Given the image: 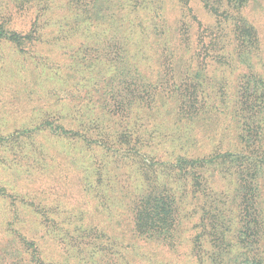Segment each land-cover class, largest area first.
I'll return each mask as SVG.
<instances>
[{
  "label": "rangeland",
  "instance_id": "obj_1",
  "mask_svg": "<svg viewBox=\"0 0 264 264\" xmlns=\"http://www.w3.org/2000/svg\"><path fill=\"white\" fill-rule=\"evenodd\" d=\"M119 1L118 14L127 18L131 63L157 86L159 95L153 112L136 109L128 123L140 131L134 137L150 144L144 146L141 160L146 164L153 157L173 161L179 155L198 157L214 150L247 154L239 141L242 131L234 123L236 99H231L252 70L236 58L237 42L230 29L218 34L222 44L213 49L207 38L203 40L204 28L214 24L206 8L214 0ZM150 2L159 8L149 10ZM223 6L225 11L234 10L228 0ZM234 11L258 33L253 70L264 79V0H248L241 11ZM75 16L69 0H0V19L10 30L23 35L38 32L36 40L22 46L0 40V189L6 195L0 198V264H11L7 253L20 251L18 235L34 244L23 257L32 261L34 254L39 263L29 264H196L192 248L201 232L200 212L209 207L203 199L193 200L190 194L180 199L182 225L176 231L175 250L135 230L134 208L140 195L155 187L161 191L166 185L180 193L183 172L170 180L163 174L166 171L153 174L134 154L123 159L115 149L85 150L53 135L59 116H67V128L78 127L76 111L85 110L89 97L97 100V89L105 85L102 75V80L91 79L101 71L100 62L83 50L84 45L98 44L93 36L102 28L90 33L82 23L85 17ZM177 32H182L183 41ZM177 43L188 44L194 51H182L179 61ZM193 53L198 58L190 59ZM230 53L231 66L217 63L216 57H230ZM191 93L196 96L199 117L180 119L179 100L189 110L181 99ZM104 112H96L95 117L105 118L107 133L127 131L125 124L117 125L124 118L111 121ZM136 122L139 129L134 127ZM111 137L109 141L116 138ZM220 164L222 160L216 163ZM215 167L207 170L208 179ZM177 180L181 184L175 185ZM229 187L223 180L212 186L219 196ZM155 236L152 239L157 240ZM210 241L206 238L205 249L216 252ZM233 245L243 250L235 240Z\"/></svg>",
  "mask_w": 264,
  "mask_h": 264
},
{
  "label": "trees",
  "instance_id": "obj_2",
  "mask_svg": "<svg viewBox=\"0 0 264 264\" xmlns=\"http://www.w3.org/2000/svg\"><path fill=\"white\" fill-rule=\"evenodd\" d=\"M120 2L119 0H69V4L76 11V16L80 13L81 17L91 21L95 20L91 25L84 21L85 18L82 21L87 25L90 33L94 34L97 31L96 28H102L100 32H96L97 35L93 36V40L98 44L84 45L83 50L88 55L94 56L96 62H100L101 71L91 79L101 78L102 80V77H105L102 83L105 85L97 89L99 95L97 100L92 96L89 97L85 110L76 111L77 121L80 122L78 127L67 128L64 124L67 116H59L60 125L53 129V135L60 139H69L76 146L85 150L102 148L109 152V150L115 149V152H118L123 159L130 158L134 154L136 155L134 159L145 163V160H141L142 151L144 146L148 147L150 144L146 142L144 145L139 137H134V134H140V131L130 128L128 123H132L131 119L136 109L141 112L145 109V112L154 111L159 96L155 89L158 88L149 81L140 67L133 66L131 63L130 41L126 36L127 29L124 26L127 18L119 16L117 9L120 7ZM225 2L226 0H214L210 7H206L214 18V24H209L207 28H204L202 38L203 40L207 38L208 46L213 49L214 45L222 44L218 34L230 29L237 42L236 58L242 60L240 63L243 65L242 67L252 70L248 76L244 75L247 77L242 76L237 92L231 99L234 101L236 99L234 123H237V128L242 131L239 134V141L243 144L247 154H241L242 152L235 154L230 150H214L212 153L198 157L179 155L173 161L153 157L156 162L153 159L152 163L143 164L145 167H150L153 174L158 175L166 171L163 174H167L172 180V176H178L183 172L182 177L185 181L182 187L180 186V193L173 192L174 189L172 190L166 185L161 191L155 187L146 194L140 195L134 208L135 230L147 235L150 241L175 250L178 246L176 231L181 229L182 225L180 220L183 210L180 199L190 194L193 200L203 199L205 205L209 206L208 209L206 206L203 207V211L201 209L200 212L198 224L201 227V232L195 239L192 248L196 264H264V79L254 72L252 59L253 54L259 50V38L255 27L250 22L240 14L232 13L236 9L239 12L246 7L248 0H228L231 7L234 8L230 11L223 10ZM152 6L150 2L148 9L159 8ZM140 7L142 8V5ZM225 12L231 13L223 17L220 13ZM163 18L165 23L166 19ZM195 20L194 24L201 26V22L197 23ZM164 26L162 25V28ZM6 27L7 24L2 23L0 19V40L22 46L37 39L38 32L33 31L23 35ZM177 33L183 41L182 32ZM183 33L187 34L186 25L183 27ZM188 49L194 51L188 44L186 46L182 43L176 44L179 61L182 60V51ZM99 52H103L102 56L98 54ZM207 54L209 53L207 52ZM196 56L193 53L190 59L198 58ZM216 58L219 60L217 61L219 65L229 67L231 66L229 60H233V55L230 53V57H228L226 54H221ZM105 63H107V67H105ZM92 66L94 65L91 64L90 67ZM176 95L173 94L172 97ZM181 100L188 104L189 110H185L181 104L179 105V100L177 116L180 119L187 118L191 121L197 119L199 117L198 104L194 93ZM98 107L102 110H99ZM103 110L104 113L109 114L111 121L115 117L124 118V121H119L120 124L117 123V125L120 128L125 124L127 131L107 133L109 127L105 125V118L95 117L96 112L103 114L100 113ZM138 126L137 123L134 127L139 129ZM112 135L116 138L109 141ZM133 138H135V143H133ZM132 144L134 145L132 146ZM220 160L223 164L216 165ZM228 160L231 162L229 163ZM210 166L217 168L215 167L212 178L208 179L206 172ZM221 180L225 181L226 185L227 183L230 185L228 188L230 192L226 190L227 192L223 191L221 196L215 195L212 186ZM179 184L181 183L177 180L175 185ZM5 196L3 189H0V198ZM177 199L180 202L179 205ZM152 235L153 237L155 235L163 237L159 239L155 236L156 240L152 239ZM206 238L211 239L210 243L216 252L210 253L205 249ZM17 240H19L20 251L7 253L11 264L39 263L34 254L32 261L23 257L26 251L29 252L31 248H34V244L22 235H18ZM234 240L238 245H241L242 251L235 249ZM22 247L25 249L24 253H21ZM18 258L22 261L18 262Z\"/></svg>",
  "mask_w": 264,
  "mask_h": 264
}]
</instances>
